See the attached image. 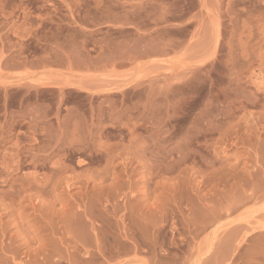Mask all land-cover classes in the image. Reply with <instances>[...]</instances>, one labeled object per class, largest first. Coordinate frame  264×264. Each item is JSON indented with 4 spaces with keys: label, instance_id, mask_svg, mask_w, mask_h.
<instances>
[{
    "label": "rangeland",
    "instance_id": "obj_1",
    "mask_svg": "<svg viewBox=\"0 0 264 264\" xmlns=\"http://www.w3.org/2000/svg\"><path fill=\"white\" fill-rule=\"evenodd\" d=\"M0 264H264V0H0Z\"/></svg>",
    "mask_w": 264,
    "mask_h": 264
}]
</instances>
